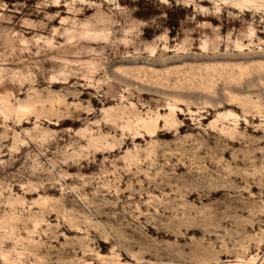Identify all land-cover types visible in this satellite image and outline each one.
Wrapping results in <instances>:
<instances>
[{
  "label": "rangeland",
  "instance_id": "374dc122",
  "mask_svg": "<svg viewBox=\"0 0 264 264\" xmlns=\"http://www.w3.org/2000/svg\"><path fill=\"white\" fill-rule=\"evenodd\" d=\"M0 264H264V0H0Z\"/></svg>",
  "mask_w": 264,
  "mask_h": 264
}]
</instances>
